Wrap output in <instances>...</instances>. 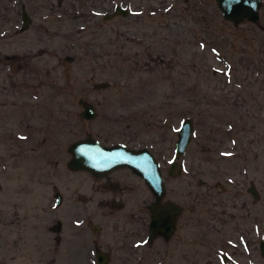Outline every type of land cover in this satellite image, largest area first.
I'll list each match as a JSON object with an SVG mask.
<instances>
[{
    "label": "rangeland",
    "instance_id": "obj_1",
    "mask_svg": "<svg viewBox=\"0 0 264 264\" xmlns=\"http://www.w3.org/2000/svg\"><path fill=\"white\" fill-rule=\"evenodd\" d=\"M114 4L128 12L103 19ZM21 9L28 18L23 28ZM78 98L92 103L93 118L78 116ZM185 116L193 133L175 158V132ZM86 135L154 154L162 199L180 204L182 228L190 219L191 264H204L206 235L219 241L208 219L220 220L233 198L237 214L246 210V221L237 215L235 226L248 229L251 210L252 260L264 264L258 248L264 242V9L255 22L232 23L214 0H0V220L13 214L17 245L26 248L16 264H75L81 222L88 241L109 245L108 264H153L154 245L143 240L151 199L144 183L123 177L120 184L132 187L121 205H100L90 176L66 166L68 144ZM174 159L181 170L167 175ZM249 183L257 197L247 205ZM54 191L61 194L57 205ZM219 200L223 206L208 212L207 204ZM136 209L143 229L127 215ZM225 219L222 235L237 240ZM1 233L0 250L8 253V227ZM243 241L236 242L238 264H248ZM221 249L212 253L227 254ZM0 264H11L8 256ZM162 264L187 263L177 254Z\"/></svg>",
    "mask_w": 264,
    "mask_h": 264
},
{
    "label": "flooded vegetation",
    "instance_id": "obj_2",
    "mask_svg": "<svg viewBox=\"0 0 264 264\" xmlns=\"http://www.w3.org/2000/svg\"><path fill=\"white\" fill-rule=\"evenodd\" d=\"M116 5V4H115ZM119 5V4H118ZM114 6V5H113ZM113 6L111 8V10L105 14H103V19H109L111 18L112 15L111 14L112 10H113ZM259 9H264V6L261 4L258 7ZM23 9L20 10V23H21V11ZM258 10H257V15H258ZM25 12V10H24ZM26 13V12H25ZM258 19V17H257ZM256 19V20H257ZM243 20V19H242ZM255 20V21H256ZM254 21V22H255ZM20 27V25H19ZM167 169H168V165L167 168L165 170V173L167 174ZM175 170V169H174ZM181 170V167H180ZM179 171H174V173L172 175L178 174ZM91 178L92 180V186L89 187V190L91 193H95L97 196V202L98 204L102 205V204H111L112 206H120L121 205V199L122 196L124 195L123 193H125L124 189L126 190H130L132 185H121L120 183H122L123 177L126 178L128 176H132L135 178L140 179L143 183V179L137 175L135 172H133L129 167L126 166H119V167H115L107 172L101 173V174H92L86 170H84ZM117 171H121V173H117ZM116 172V173H115ZM161 172V177H162V181H163V194L161 196V198L158 200V205H163L164 202H166L167 200L173 201L174 203H176L179 206V211L176 212L173 215H170L169 217L167 216L166 219H168L171 224V231L170 233L165 236L163 233L161 232H156L154 233V235H152L151 237H148V222H149V218L151 215L150 210L148 209V204L153 201V196L151 194V192L149 191V189L147 188V190L150 193L151 199L145 204V207L148 210V215H147V220L145 223V232L143 235V240L144 243L147 245H154L153 247V253H154V257H153V264H162L163 260L166 258H172V260L176 259L177 254L180 256L181 259H184L185 262L187 264H191V259H192V248L190 246V238H191V229L190 227H188V225L190 224V219L189 218H185V226L184 228H182L179 225V215L181 210V206L180 204H178L177 202H175L172 199H162L164 194H165V189H164V178L162 176V171L160 169ZM168 175V174H167ZM171 175V176H172ZM145 185V183H144ZM146 186V185H145ZM247 191L249 192L250 198L249 199V203L247 205H250L251 203H253L255 201V198L257 197V194L254 190V187L249 183V185L247 186ZM230 194V193H228ZM58 196V201H56V198ZM233 196V195H231ZM53 197H54V205H57L61 199V194L58 191H54L53 192ZM243 200H245L244 198H242ZM229 204H227L228 209H221L220 210V217L221 219L219 220L218 218L216 219H208V224L206 227L210 228L213 232H217L220 234L219 236V241L217 242L216 245L212 244L211 240L212 237L211 235H206V240L204 242V246H203V258H204V264H214V260H216L219 264H238V262L234 259V256H240V253H238V251L236 250V242L237 240H239V238H243V259L244 261L248 260V264H253L254 261L252 260V257L254 258V255L251 254V247H253L254 245V241L256 239L255 236V224H254V220H251V210L248 211V215H249V220H248V229H246L245 227H241V226H235L238 222V220L234 219L237 215L240 218V220H242L243 222L246 221V219L244 218L246 215V210L242 209L240 213L237 214V210H236V203L233 199H228ZM221 200H219L218 202H216L215 204H207L208 205V209L207 211H211L212 207L217 206H223V204L221 205ZM239 204H242V207H245L246 204L245 202H241ZM1 207V206H0ZM86 212V210H85ZM0 213H1V208H0ZM3 213V212H2ZM128 216H131V221L132 222H136V226L138 227V229H143V217L142 215L140 216V213L138 212V209H136L134 212L129 211V213L127 214ZM225 216L229 217L228 222L230 223L227 226L232 227V231H234L236 233L235 237L238 238L237 240L233 239L232 237L229 236H223L222 233L224 232V228H225ZM7 220H0V235L1 233V228L8 227V237L10 239V243L8 246L9 252L5 253L4 251L0 250V260L1 259H5L8 256L9 261L11 262V264H16L18 262V259H21V261H23V259H25L26 257V248L24 246H20L18 247L17 245V241L15 239L16 235L15 234V218L13 217V214H9L7 216ZM84 217H86L84 215ZM83 217V218H84ZM86 223H89L90 220L84 219ZM165 220L162 221V223L165 222ZM237 221V222H236ZM239 223V222H238ZM60 226L59 222L56 221V224L54 226H52V229H58ZM86 228V225H83L82 222L78 225V232L79 235L77 236L79 238V242L78 245L75 248V264H108L109 262V245L108 244H102L100 242H98L96 239L90 240L88 241L90 238V235L86 232H82V230H84ZM92 230H96V226L95 225H91ZM45 229L47 230V227L45 226ZM27 230V229H25ZM81 230V231H80ZM209 231V230H207ZM210 232V231H209ZM5 234V233H4ZM253 234V235H252ZM6 235V234H5ZM252 235V236H251ZM2 236V235H1ZM222 242L220 239H222ZM262 241L263 243V251H264V242L263 240H258V248H259V242ZM241 243V242H240ZM3 244V238L0 237V246H2ZM25 244H27V242H25ZM133 246H137V241H135L133 244ZM139 246V245H138ZM224 247L228 248V252L227 254L222 250L224 249ZM126 250H133L134 248L131 246L126 245L125 246ZM212 248H222L221 252H217L215 253V255L212 253ZM48 253V249L44 250V253ZM260 251V250H259ZM262 251V252H263ZM45 257V255L42 257V259ZM47 258V255L46 257ZM127 262H129L128 260H126ZM42 262V261H41ZM27 264V263H24Z\"/></svg>",
    "mask_w": 264,
    "mask_h": 264
},
{
    "label": "water",
    "instance_id": "obj_3",
    "mask_svg": "<svg viewBox=\"0 0 264 264\" xmlns=\"http://www.w3.org/2000/svg\"><path fill=\"white\" fill-rule=\"evenodd\" d=\"M214 2L225 20L237 22L247 19L254 22L257 19L260 0H214ZM116 13L124 15L127 10L119 5H114L109 15ZM27 19L26 13L22 10L20 28L25 26ZM77 102L81 106L78 112L80 118L91 119L95 116V109L90 102L82 98H78ZM192 133V119L189 116L181 118L176 128L173 147L176 158L184 152ZM67 151L70 157L66 166L72 170L83 169L92 174H101L115 167H129L143 179L153 196V201L148 204V209L151 212L148 222V237L156 232H161L165 236L170 233L172 224L165 218L178 212L179 206L170 200L164 202L163 205H158V200L163 194V181L159 164L148 148H133L123 143L106 145L86 135L70 142ZM180 167V162L172 160L168 165L167 174L172 175L175 170L179 171ZM56 201H58V196ZM163 220H165L164 223H162ZM259 250L260 253H263L262 241L259 242Z\"/></svg>",
    "mask_w": 264,
    "mask_h": 264
}]
</instances>
